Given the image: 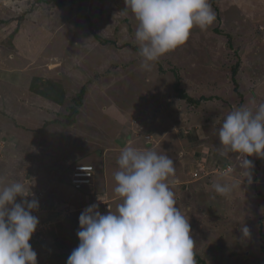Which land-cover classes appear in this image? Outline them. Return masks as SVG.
<instances>
[{
  "label": "rangeland",
  "instance_id": "1",
  "mask_svg": "<svg viewBox=\"0 0 264 264\" xmlns=\"http://www.w3.org/2000/svg\"><path fill=\"white\" fill-rule=\"evenodd\" d=\"M80 1L91 23L73 1L0 0L2 55L19 51L16 59L21 65L28 62V54L33 59L21 84L18 72L7 71L12 78L5 76L7 84L0 86V177L25 184L33 194L27 199L39 201V209L32 214L40 220L51 216L47 213L53 208L57 220L51 227L73 250L79 244V216L93 202L89 196L95 198L106 185L103 158L106 164L118 159L121 151L113 148L129 144L145 150V134H153L147 140L159 153L174 160L180 151L185 152V158L180 153L182 163L175 164L181 178H193L194 155L211 172L205 177L199 170V180H191L189 189L172 185L177 207L189 219L194 256L198 254L207 264H262L264 184L259 185V179H264V158L248 157L254 165L249 184L239 155H219L222 145L217 133L234 107L253 99L264 102V0H209L215 22L204 31L193 28L189 39L160 57L150 72L140 70L134 39L137 22L123 11L125 0ZM237 63L238 89L232 79ZM2 67L17 66L6 62ZM35 75L63 88L62 104L30 91ZM177 80L192 98L202 101L193 104L182 99L174 87ZM82 87L86 94L75 123L60 122L69 117ZM48 121L53 122L46 125ZM136 133L139 139L133 140ZM77 163L96 167L94 187L87 188L94 193L86 198L70 184ZM113 164L110 173L119 169ZM228 164L234 167L230 175L235 173L241 187L227 197L205 190L208 184L234 179L213 171ZM110 196L115 197L113 192ZM22 199L17 197V202ZM119 202H108L99 211L107 214L109 207L116 211ZM245 225L249 237L241 232ZM38 237L32 236L29 242L39 241ZM195 260L199 264L197 256Z\"/></svg>",
  "mask_w": 264,
  "mask_h": 264
},
{
  "label": "clouds",
  "instance_id": "2",
  "mask_svg": "<svg viewBox=\"0 0 264 264\" xmlns=\"http://www.w3.org/2000/svg\"><path fill=\"white\" fill-rule=\"evenodd\" d=\"M125 4L123 11L137 22L134 39L141 71H152L160 57L189 39L193 28L207 30L216 20L209 0H125ZM217 136L222 145L219 155H239L244 179L251 184L254 165L248 157L264 158V102L253 99L234 107L224 116ZM145 139L149 141L145 150L129 144L118 156L119 169L113 173V193L120 201L116 211L109 207L102 214L99 205L92 204L80 214L79 244L67 264H196L189 219L177 207L170 181L174 161L155 150L152 138ZM230 172L222 176L227 178ZM236 187L241 184L235 179L212 184L223 197ZM30 195L23 182L0 177V264H38L29 241L39 224L32 214L39 201L28 200ZM17 197L23 198L21 202ZM241 232L251 235L246 225Z\"/></svg>",
  "mask_w": 264,
  "mask_h": 264
},
{
  "label": "crops",
  "instance_id": "3",
  "mask_svg": "<svg viewBox=\"0 0 264 264\" xmlns=\"http://www.w3.org/2000/svg\"><path fill=\"white\" fill-rule=\"evenodd\" d=\"M29 27L30 28H32L33 26H31V25H29ZM33 46V45H32ZM3 52V51H2ZM2 52H1V48H0V64H2V63H6V62H8V63H11V65L13 64L14 66H17V67H14L15 69H11V70H8V69H6V70H4L3 69V67L0 69L1 71H0V79H2L1 81H0V86H2V84H7V81H5V80H3V79H5V76H6V78H8V76H10L11 78H12V76L11 75H9V74H5L4 72H7V73H14V72H18V75H19V78H18V80H19V84H21L20 83V80H23V78L24 77H26V75H27V73L30 71V69L31 68H29V69H27V67L29 66V65H31L32 64V57L31 56H29V54H28V56H26V57H28V62L27 63H25V65H21L22 64V62L20 63V62H18V59H16V56H19L18 54L20 53L19 51H17L16 50V52L18 53H9V52H6L5 54H3L2 55ZM5 52V51H4ZM34 55V54H33ZM20 57V56H19ZM21 57H22V55H21ZM15 59L17 60V61H15ZM12 61H14V62H12ZM21 68V69H20ZM9 80V79H8ZM17 80V81H18ZM18 97V96H17ZM133 113H135V111L133 110ZM134 115H130V118H132ZM129 117V116H128ZM139 134L138 133H136L134 136L132 135V137H133V140H135L136 138L137 139H139ZM131 140L132 139H130L129 141L131 142ZM129 143V142H128ZM127 143V144H128ZM146 144H147V142H146ZM0 145H1V143H0ZM144 147V146H143ZM114 149V151L117 149L118 151H121L122 149H123V147L122 148H120V147H116V148H113ZM140 150H142L141 148H139ZM145 149V148H144ZM198 152H200V151H198ZM198 152H196V154L198 153ZM105 153H107L106 151L104 152V154ZM180 153H182V154H184V158H185V152H183V151H180L179 152V158H175L173 161H174V164H181L182 163V158H181V156H180ZM200 155L202 156V152H200ZM104 156V155H103ZM196 157L197 156H195L194 155V158H193V160L194 161H191V163L192 162H194L195 163V165H196V168L192 171H190V173H192V172H194V171H203V168H202V166L203 165H201V160H196ZM109 158V157H108ZM107 158V159H108ZM112 159V161H108L107 162V164H106V162H105V158H103V173H104V176H105V178H106V185L105 186H103V188H102V190L101 191H97L96 193H95V195H94V197L95 198H93V202L92 203H90V205H92V204H98L99 205V209L98 210H101V211H103L104 209H103V207L108 203V202H114L117 198L116 197H111L110 196V193L111 192H113V187H112V185H113V183H115V181H114V179H112L113 178V171L110 173V171H109V165H110V162H112V164H113V162H114V167L116 166L117 167V159H113V158H111ZM109 160V159H108ZM205 164V162H202V164ZM235 170V169H234ZM177 172V171H176ZM210 175H211V172L209 173ZM235 174V173H234ZM234 174H232V175H229L227 178H234V179H236L235 178V175ZM210 175H205V177L206 176H210ZM181 175H180V173H175V175H174V179L171 181V184L173 185H184V187L186 188V189H189L188 188V185L190 184V183H192V181H197V180H199L197 177H195L194 175H193V178L192 179H190V180H188V179H184V178H181L180 177ZM112 177V178H111ZM197 179V180H196ZM192 180V181H191ZM212 181V180H211ZM9 182H11V181H9ZM260 184H264V179L262 178V179H259V185ZM107 185H111V186H109V187H107ZM211 189H212V186L211 185H206V187H205V190H208V191H211ZM91 193H94V191L93 190H91ZM180 193V192H179ZM106 196V198L108 199L107 201L106 200H101L102 202L100 203L99 202V200H97V198H99V197H105ZM100 204H102V205H100ZM102 206V207H101ZM50 207H52L51 205H50ZM195 207V206H194ZM182 211V210H181ZM47 213V212H46ZM47 214H49V215H51V216H49L51 219H53V220H57L56 219V213H54V209L52 208L51 209V212L49 213H47ZM183 214H184V211H183ZM194 222V221H193ZM61 239H64V240H61ZM38 240L39 241H34V243H30L31 244V246H32V248H33V250L37 253V261H38V264H56V261H54L53 259H52V255H53V253L54 252H62V251H65V252H72V250H71V248H73L72 246L71 247H65L66 246V242H65V237L63 238V236H61V237H59V234H58V230H57V228H55V227H50V229L48 230V229H45L44 231H43V233H40V235H39V237H38ZM64 248H66V249H64Z\"/></svg>",
  "mask_w": 264,
  "mask_h": 264
},
{
  "label": "trees",
  "instance_id": "4",
  "mask_svg": "<svg viewBox=\"0 0 264 264\" xmlns=\"http://www.w3.org/2000/svg\"><path fill=\"white\" fill-rule=\"evenodd\" d=\"M64 1H73L76 2L78 4V7L80 9L81 12H83V14L86 15L87 20L90 21L91 23V19L90 17L87 15L86 10L82 7V2L80 0H38L39 3H48V4H54L57 2H64ZM238 67H239V63H237L233 68H232V79L235 83L236 89H238V84L236 81V76L238 73ZM174 87L176 90H178L179 95L182 99H185L193 104H198L200 103L202 100L201 99H194L192 98L186 91L185 89H183L181 87L180 81L177 80L174 84ZM30 91L41 95L49 100H53L56 102H59L60 104L63 103V99L62 97H64L65 92L63 90V88L59 85L56 84L55 82H53L52 80H44L41 76H37L35 75L30 83V87H29ZM85 94H86V88L82 87V89L80 90V92L74 97V103L72 104L70 111L68 113V118L65 120H62L60 122H65L68 125L74 124L75 123V119L76 116L79 114L80 112V106L83 104L84 98H85ZM205 99V98H202ZM53 121H48L45 122L46 125L52 123ZM55 122V121H54ZM64 124V123H63ZM149 134V133H146ZM153 135V134H152ZM81 192H83L84 198H86V196H88V194L91 193V189H85V190H81ZM90 199L93 200L92 196ZM44 231V230H43ZM40 232V233H43ZM260 232H261V239L264 240V233H263V225L260 226ZM31 243V242H30ZM264 247V246H263ZM71 253L70 252H54L52 255V259L54 261H56V264H67V259L69 257ZM195 256H197V262L199 264H207L206 261L201 258L200 256H198V254H195ZM264 264V260L263 263Z\"/></svg>",
  "mask_w": 264,
  "mask_h": 264
},
{
  "label": "built area",
  "instance_id": "5",
  "mask_svg": "<svg viewBox=\"0 0 264 264\" xmlns=\"http://www.w3.org/2000/svg\"><path fill=\"white\" fill-rule=\"evenodd\" d=\"M147 139H151L152 136L151 135H147L146 136ZM201 165L202 162H201ZM203 168V175H209V171H205L204 166H202ZM231 170L230 174L234 171V168L231 164H228L227 166H217L213 171L214 172H218V173H223L226 172L228 170ZM95 171L96 168L92 163H77L74 165V167L72 168V171L70 173V184L72 186L73 189L75 190H84L88 187H91L94 185L93 180L95 178ZM193 175L195 177H199V173L198 171L193 172ZM39 219V224L37 226L36 231L33 233L32 236H38L40 232H42L43 230L47 229L46 226H51V223L45 219L40 220ZM43 222H47L48 225H46L45 227H43ZM46 224V223H45ZM44 224V225H45ZM50 228V227H49Z\"/></svg>",
  "mask_w": 264,
  "mask_h": 264
},
{
  "label": "bare ground",
  "instance_id": "6",
  "mask_svg": "<svg viewBox=\"0 0 264 264\" xmlns=\"http://www.w3.org/2000/svg\"><path fill=\"white\" fill-rule=\"evenodd\" d=\"M95 168H96V167H95ZM39 235H40V233H39ZM39 235H38V236H39ZM34 237H36V236H34Z\"/></svg>",
  "mask_w": 264,
  "mask_h": 264
}]
</instances>
